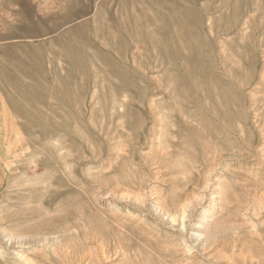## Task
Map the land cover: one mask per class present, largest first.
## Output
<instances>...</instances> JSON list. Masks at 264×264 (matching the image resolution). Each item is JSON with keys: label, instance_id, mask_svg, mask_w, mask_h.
I'll return each instance as SVG.
<instances>
[{"label": "rangeland", "instance_id": "1", "mask_svg": "<svg viewBox=\"0 0 264 264\" xmlns=\"http://www.w3.org/2000/svg\"><path fill=\"white\" fill-rule=\"evenodd\" d=\"M0 264H264V0H0Z\"/></svg>", "mask_w": 264, "mask_h": 264}, {"label": "bare ground", "instance_id": "2", "mask_svg": "<svg viewBox=\"0 0 264 264\" xmlns=\"http://www.w3.org/2000/svg\"><path fill=\"white\" fill-rule=\"evenodd\" d=\"M212 107V106H211ZM214 109V108H213ZM212 110V109H211ZM215 110H217V109H215ZM218 111V110H217ZM216 113V112H215ZM229 115V114H228Z\"/></svg>", "mask_w": 264, "mask_h": 264}]
</instances>
